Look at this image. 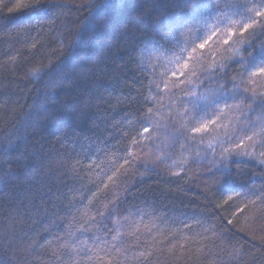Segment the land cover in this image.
Masks as SVG:
<instances>
[{"label":"trees","instance_id":"trees-1","mask_svg":"<svg viewBox=\"0 0 264 264\" xmlns=\"http://www.w3.org/2000/svg\"><path fill=\"white\" fill-rule=\"evenodd\" d=\"M40 2L44 10L22 7L10 12L18 4H35L36 0H0V149L7 147L6 153L0 151V264H71L67 257L61 261L51 255L58 243L55 237L67 239L69 213L81 218L87 212L100 221L98 213L107 212L113 204H119L120 216L127 217L121 219L120 241L128 249L124 264H264V205L257 200L243 212H235L246 200L256 199L254 193L264 190L260 183L264 176L257 174L255 161L236 158L229 162L228 174L213 176L207 141L191 148L173 147L166 135L170 129L161 127L159 135L151 129L145 133L154 142L142 141L143 151L133 147L141 157L137 167L115 183L108 180L123 163L120 157L126 155V136L122 130L133 129L140 100L137 90L144 87L143 71L134 56L140 42H144L149 72L155 65L157 73L168 72L166 78L171 79V71L179 67L176 59L181 43L156 51L147 40L161 13L159 0H126L115 11L105 9L107 15L84 7L103 6L107 0ZM177 10L175 4L167 9ZM215 23L207 29L201 25L197 35L204 38ZM241 23L235 17L220 28L226 24L238 28ZM261 44L264 36L254 46L258 50ZM231 54L232 48L222 45L217 60L224 63ZM241 55L247 57L248 52L241 49L236 59ZM240 70L232 62L226 74L215 79L230 84L233 76L239 78ZM205 86L217 85L205 79ZM121 92L129 99L110 107L108 101ZM171 102L167 95L163 97V105ZM164 123L171 121L161 120ZM217 135L218 140L225 139V129L220 128ZM218 140H213L217 160ZM114 144L121 151L113 155ZM157 155L163 162L156 161ZM174 160L178 163L173 164ZM172 171H181V175L172 176ZM236 192L240 196L217 207ZM194 216L205 219L197 224ZM229 219L232 224L227 223ZM107 226L113 227L112 220ZM105 232L98 225L76 235L88 239L93 233ZM112 235L108 233L107 239ZM31 245L35 247L29 249ZM237 249L239 259L234 258ZM140 252L151 255L145 259ZM99 254L105 262L110 258ZM78 264L93 262L81 253Z\"/></svg>","mask_w":264,"mask_h":264},{"label":"snow or ice","instance_id":"snow-or-ice-1","mask_svg":"<svg viewBox=\"0 0 264 264\" xmlns=\"http://www.w3.org/2000/svg\"><path fill=\"white\" fill-rule=\"evenodd\" d=\"M125 4L126 0H116V2L107 0L103 6L93 7L92 4H86L84 7H88L90 11L96 12L98 15H107L105 9L115 11ZM172 4H175L178 9L176 12L167 11ZM60 6L67 7V4ZM157 6L161 9V13L153 34L149 35L147 40L156 51L169 50V47L174 48L177 43H181V55L176 59L179 67L171 71V79L166 78L168 72L157 73L155 65L151 66L152 71L149 72L144 63V42H140V47L135 50L134 56L136 64L143 71L144 87L137 90L140 100L133 129L131 131L127 128L122 130L126 136L124 141L126 147L123 149L126 155L120 157L123 159V163L118 168H114L112 174L108 176V180L115 183L118 177H127L137 167V162L141 160V157L133 151V147L140 146L139 150L143 151L142 141L154 142L153 136H145V133H149L151 129L153 133L159 135L157 129L161 127L166 130L170 129L166 135L173 147L179 144L181 149L191 148L192 145H201L207 141V148L212 150L211 163L213 167L209 168V172L213 176L217 172L228 174L229 162L240 157L255 161L259 166L257 174L264 176V44H261L258 50L254 46L259 36H264V0H245V2H240V0H159ZM22 7L44 10L45 6L41 4L40 0H36L35 4H18L15 8H10L9 11H18ZM235 17H239L242 21L238 28L232 27L230 24H226L223 29L220 28L221 23L232 21ZM213 20L217 23L211 25L208 34L204 38L198 36L197 33L201 31V25L207 29ZM181 37H187V39L181 41ZM198 40L199 42H197ZM235 44H239L240 48H234ZM222 45L232 48V54L225 58L224 63L217 60V54L221 52ZM241 49L247 51L248 56L241 55L237 60L236 57L241 53ZM232 62L240 65L239 78L233 76L230 84L215 79L217 75L223 77ZM197 68H200L202 72H198ZM205 79L217 86L206 88ZM165 95L171 99V104L163 105ZM128 99L126 94L121 92L113 95L112 100L108 103L110 107L114 108ZM112 101L115 103L113 104ZM255 108H260L261 111L257 113ZM251 116H255V119H252ZM161 120H170L171 124H161ZM128 123L133 124V121L129 119ZM220 128L225 129V139L223 140H218L217 134ZM213 140H218L221 147L219 160L215 159L216 148ZM107 147V142H105V148ZM236 149L244 150L236 151ZM0 151L6 153L7 147ZM120 151L121 149L115 144L111 146L113 155ZM181 154L183 155V153ZM105 155L108 153L106 152ZM197 155H199L198 152ZM186 159L187 157H185ZM156 161L163 162V158L157 155ZM172 163L177 164L178 162L174 160ZM125 165L129 167L125 168ZM73 173L78 175V169L74 167ZM171 175L179 177L181 171H172ZM254 183L255 181H253ZM260 183L264 184V179H261ZM104 186L108 187L107 184ZM205 187L208 185L206 184ZM209 190L211 189L209 188ZM253 195L256 196V199L246 200L242 206L235 209V212H243L249 203L255 205L257 200L264 205V190ZM234 196H240V193L228 195L227 199L217 204V207H224L234 199ZM69 215L71 221L65 232L67 239L65 236H56L55 239L58 243L52 249L51 255L61 261L67 257L71 264H78L81 253L87 255L88 260L93 264L96 262L124 264L128 259V249L120 241L123 234L121 219L126 220L127 217L120 216L119 204H113V207L107 212H99L100 221H97L95 215L89 216L87 212L83 214V217H87L83 223H77L78 219L83 217L78 218L72 212ZM193 219L197 224H202L205 218L194 216ZM89 220L93 223L85 227ZM108 220H112L113 227L107 226ZM227 223L232 224V220L229 219ZM98 225L106 229L104 235L93 233L88 239L76 235L77 232H91ZM184 226L192 228L191 224L185 223ZM207 230L213 229L209 227ZM113 232L111 240L107 239V234ZM48 242L52 243L51 240ZM101 244L105 247H101ZM34 247L31 245L29 249ZM100 252L110 258L105 262L103 256H100ZM235 252L234 258L239 259V250L237 249ZM150 255L151 252L139 253V256H143L145 259Z\"/></svg>","mask_w":264,"mask_h":264}]
</instances>
